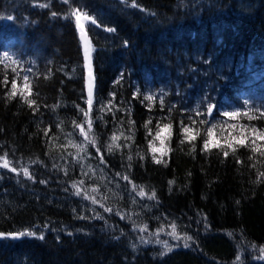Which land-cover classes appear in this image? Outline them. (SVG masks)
<instances>
[{
  "label": "trees",
  "instance_id": "trees-1",
  "mask_svg": "<svg viewBox=\"0 0 264 264\" xmlns=\"http://www.w3.org/2000/svg\"><path fill=\"white\" fill-rule=\"evenodd\" d=\"M253 128L264 0H0V264H264Z\"/></svg>",
  "mask_w": 264,
  "mask_h": 264
},
{
  "label": "snow or ice",
  "instance_id": "snow-or-ice-1",
  "mask_svg": "<svg viewBox=\"0 0 264 264\" xmlns=\"http://www.w3.org/2000/svg\"><path fill=\"white\" fill-rule=\"evenodd\" d=\"M73 15H74V17H75V22H76L77 27H79L80 30H81V33H83V31H84V25H83V23H81V21H82V20H87V19H89L88 15L85 14V13H81V12H79V11L74 12ZM9 19H11V17H9ZM92 23L95 24V21H92ZM109 31H112V29H109ZM82 39H86V37L82 36ZM7 55H8V54L5 53V56H7ZM86 58H87V49H86ZM25 79H27V78H25ZM12 88H13V90H12V92L10 93V95H11L12 97H15V96L17 95V93H16V86L13 85ZM91 97H92V91H91V88H89L88 101H87L88 104H89V106H91V103H92V99H91ZM28 103H29V106L31 107L32 104H35V101H34V100H33V101H28ZM81 111L83 112V109H81ZM211 111H212V109H211V107H210V108H209V112H211ZM87 115H88V113H87V112H84V116L87 117ZM225 115L228 116V117H236V116L239 115V113H238V112L230 111V112L225 113ZM252 118H253V117H251V116L249 117V119H252ZM76 127L79 128L80 131H81V133L83 134V127H82L81 125H76ZM88 127H89V129H91V122H89ZM170 127H171L170 125H164V127H163L162 129H160V131H158V132L156 133V137H157V139H160V138H161V134H162L163 132H165V131H170ZM231 127H232L233 129H235L236 126H235V125H232ZM184 132L187 133V134H189V135H188V139H190V140H194V139H195V136L191 135V130H190L189 128H184ZM45 135H47V132H45ZM250 135H251L252 137H254V139L252 140V144H253V145H256V140H264V131H260V130H258V129L253 128V129L251 130V134H250ZM208 136H209V140L206 141V142L204 143V149H205V150H209L210 148H220V147H222L221 144H220V142H219L218 140L215 139L214 131H213L212 129H209V131H208ZM248 138H249V135H246L244 128H242V129H241V132H240V135H239V136H236V137H232V139L228 142L227 146H228V147H233V143H235L236 145L244 146V145L246 144V141L248 140ZM85 139H87V136H85ZM116 139H118V137H116V136L114 135V136L112 137V140L115 141ZM89 143L94 144V143H95V140H94V139H93V140H90ZM161 144H163V140H162V139H161ZM77 147H79V146H77ZM108 150H109V152L112 151V147H111V145H109ZM152 150H153V152L161 151V149H157V148H155V147H153ZM97 151H99V149H97ZM233 151H235V148H233ZM253 151H255V152H259L261 156H264V147H262V146H255V147L253 148ZM224 155L227 156V155H228V152L225 151V152H224ZM154 158H155V157H154ZM129 160H131V157H129ZM156 162H157V163H160L159 160H157ZM3 167H5V168L8 167V161H7V160H4ZM11 170H12L13 172L16 171L15 168H12ZM24 174H25L26 176L28 175V171H27V169L24 170ZM261 175H264V173H262ZM124 179H127V177H124ZM42 182H43V181H42ZM81 183H82V182H81ZM73 188H77V185H76V184H73ZM76 194H77V195H80L79 190L77 191ZM140 195H141V196H144L145 193H144L143 191H141V192H140ZM152 197H155V193H154V192L152 193ZM85 198H88L87 195H85ZM92 199H93V203H96L95 198H92ZM107 211H112V210H111V209H107ZM81 218H82V217H81ZM99 218L102 219L103 217H99ZM172 234L174 235V232H173ZM18 235H19V236H25V235H33V236H34L35 233H25V232H20ZM39 238H40V239H43L44 237H43V236H40ZM141 239L143 240V238H141ZM165 246L167 247L166 242H165ZM187 246H188V245L185 244V247H187Z\"/></svg>",
  "mask_w": 264,
  "mask_h": 264
},
{
  "label": "water",
  "instance_id": "water-1",
  "mask_svg": "<svg viewBox=\"0 0 264 264\" xmlns=\"http://www.w3.org/2000/svg\"><path fill=\"white\" fill-rule=\"evenodd\" d=\"M80 35H81V40H82V43H83V46H84V49L88 50L89 48V37H88V32L87 30H84L83 33L80 32ZM82 36L86 37V39H82Z\"/></svg>",
  "mask_w": 264,
  "mask_h": 264
},
{
  "label": "rangeland",
  "instance_id": "rangeland-1",
  "mask_svg": "<svg viewBox=\"0 0 264 264\" xmlns=\"http://www.w3.org/2000/svg\"><path fill=\"white\" fill-rule=\"evenodd\" d=\"M86 21H88V19L85 20V22H86ZM83 25H84V23H83ZM84 30H85V27H84ZM87 57L90 58V49H89V48H88V50H87ZM87 73H88V78H90V77H91V76H90V68H88Z\"/></svg>",
  "mask_w": 264,
  "mask_h": 264
},
{
  "label": "bare ground",
  "instance_id": "bare-ground-1",
  "mask_svg": "<svg viewBox=\"0 0 264 264\" xmlns=\"http://www.w3.org/2000/svg\"><path fill=\"white\" fill-rule=\"evenodd\" d=\"M244 94V93H243Z\"/></svg>",
  "mask_w": 264,
  "mask_h": 264
}]
</instances>
